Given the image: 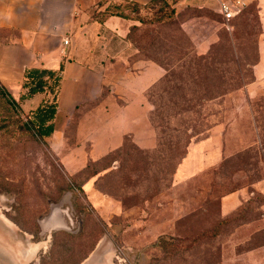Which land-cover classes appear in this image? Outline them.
Masks as SVG:
<instances>
[{
  "label": "rangeland",
  "instance_id": "rangeland-1",
  "mask_svg": "<svg viewBox=\"0 0 264 264\" xmlns=\"http://www.w3.org/2000/svg\"><path fill=\"white\" fill-rule=\"evenodd\" d=\"M117 14L133 24L107 59L166 70L147 92L159 145L127 138L93 160L92 120L77 113L54 152L0 84V264H264V93L247 90L257 9L230 22L165 1ZM242 190L248 200L223 216L222 199Z\"/></svg>",
  "mask_w": 264,
  "mask_h": 264
},
{
  "label": "crops",
  "instance_id": "crops-1",
  "mask_svg": "<svg viewBox=\"0 0 264 264\" xmlns=\"http://www.w3.org/2000/svg\"><path fill=\"white\" fill-rule=\"evenodd\" d=\"M152 1L0 0V34H7L11 41L8 46L0 45L1 86L14 100L22 99L19 107L29 115L42 103L53 100L47 90L21 98L28 91L23 87L25 72L47 69L59 76L54 102L56 113L52 120L54 131L45 138L52 151L68 149L61 147L59 141H64L70 121L77 113L83 114L82 120H92L93 130L86 140L89 146L83 151L93 160L120 149L126 138L141 151L157 148V134L149 120L151 108L147 92L163 79L166 70L152 61L137 59L127 66L120 60L107 59L123 52L120 48L112 50L111 41L117 38L124 42L133 24L126 16L117 14L119 9L129 5L142 9ZM164 1L176 12L187 8L206 9L225 21L219 13L220 4L235 0ZM241 1L242 11L250 6L257 9L261 28L256 40L253 80L247 90L251 94L264 93V0ZM111 10L117 12L110 13ZM103 12L106 14L102 15ZM65 38L70 44L63 55ZM254 188L264 193V179ZM248 198L249 194L243 190L225 196L223 216L233 213Z\"/></svg>",
  "mask_w": 264,
  "mask_h": 264
},
{
  "label": "trees",
  "instance_id": "trees-1",
  "mask_svg": "<svg viewBox=\"0 0 264 264\" xmlns=\"http://www.w3.org/2000/svg\"><path fill=\"white\" fill-rule=\"evenodd\" d=\"M157 1L163 2L164 0H153L150 5H153ZM187 9H192V8H187ZM110 13L112 12L110 11ZM172 13L176 14V11L173 8H172ZM24 78L25 81L23 87L27 88L28 90L27 94L24 96L25 98L30 97L33 94L43 92L45 90H48L55 94L56 93L55 91L59 83L58 74L55 71L47 70V69H29L25 72ZM0 96H7L10 99V96L6 93V91L3 88L0 89ZM11 102L14 103L12 100ZM54 102H55V98L50 103L49 102L42 103L35 111L29 114V119L23 124L25 128L32 129L34 133L41 139L49 137L54 131V127L52 124V120L56 113V105ZM157 140H158V135H157Z\"/></svg>",
  "mask_w": 264,
  "mask_h": 264
},
{
  "label": "built area",
  "instance_id": "built-area-1",
  "mask_svg": "<svg viewBox=\"0 0 264 264\" xmlns=\"http://www.w3.org/2000/svg\"><path fill=\"white\" fill-rule=\"evenodd\" d=\"M243 9V2L241 0H235L233 2H223L220 4L219 13L222 15L223 19L226 22L231 21L238 14L241 13ZM70 40L63 39L62 40V48L61 53L65 55L67 53V48L69 47Z\"/></svg>",
  "mask_w": 264,
  "mask_h": 264
},
{
  "label": "bare ground",
  "instance_id": "bare-ground-1",
  "mask_svg": "<svg viewBox=\"0 0 264 264\" xmlns=\"http://www.w3.org/2000/svg\"><path fill=\"white\" fill-rule=\"evenodd\" d=\"M39 246H41V245L40 244L39 245L38 244H34L33 246H31V248H29V251H28L27 255L30 256V257H32V255L35 254L36 251L38 250V247ZM109 259H110V257H109ZM109 259H108V261H109ZM109 263H110V261H109Z\"/></svg>",
  "mask_w": 264,
  "mask_h": 264
}]
</instances>
